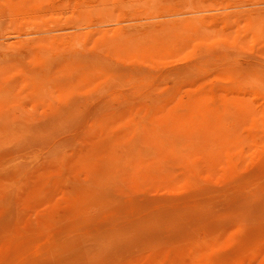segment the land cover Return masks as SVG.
Returning a JSON list of instances; mask_svg holds the SVG:
<instances>
[{
  "label": "rangeland",
  "instance_id": "obj_1",
  "mask_svg": "<svg viewBox=\"0 0 264 264\" xmlns=\"http://www.w3.org/2000/svg\"><path fill=\"white\" fill-rule=\"evenodd\" d=\"M0 264H264V0H0Z\"/></svg>",
  "mask_w": 264,
  "mask_h": 264
}]
</instances>
